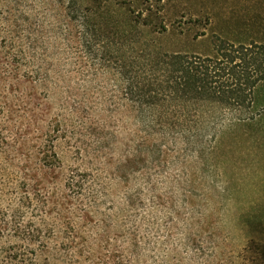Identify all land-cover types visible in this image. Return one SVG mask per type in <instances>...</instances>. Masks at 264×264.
<instances>
[{
    "label": "trees",
    "instance_id": "obj_1",
    "mask_svg": "<svg viewBox=\"0 0 264 264\" xmlns=\"http://www.w3.org/2000/svg\"><path fill=\"white\" fill-rule=\"evenodd\" d=\"M170 4L0 0V264H151L163 233L151 215L177 216L160 185L194 189L200 159L234 127L263 137V9L221 32L212 15ZM202 24L192 40L209 49L168 47ZM25 84L60 110L30 124L28 153ZM253 248L264 264V244ZM193 249L174 264H200Z\"/></svg>",
    "mask_w": 264,
    "mask_h": 264
},
{
    "label": "rangeland",
    "instance_id": "obj_2",
    "mask_svg": "<svg viewBox=\"0 0 264 264\" xmlns=\"http://www.w3.org/2000/svg\"><path fill=\"white\" fill-rule=\"evenodd\" d=\"M165 1L171 3L169 12L173 14L184 9L186 15L195 13L201 18L212 15L218 23L214 29L221 32L237 29L239 18L261 13V9L264 11V0ZM204 27V24L188 25L184 30L191 37L175 46L174 39L169 40L168 47L190 54L209 49L211 39L192 40V34L204 31ZM22 88L34 99L20 114L21 124L31 128L20 145L28 153L33 150L36 138V129L30 124H36L42 114L50 121L60 110L55 98L48 102L44 100L41 87L25 84ZM4 102L6 98L0 101ZM37 104H43L44 113L37 112ZM4 123L1 115L0 142L6 135ZM45 126L43 131L47 132L48 123ZM204 147L208 146L205 144ZM2 150L5 151L3 143ZM194 186L190 189L182 181L179 185L172 179L160 185L159 194L177 216L172 219L160 210L156 216L151 215L156 230L163 231L158 232L161 239L153 238L155 250L146 254L151 264H174L173 258H190L185 251H194L193 248L197 249L200 264H255L253 245L264 244V135L259 136L244 127H234L220 135L213 154L203 155L200 159ZM185 263L192 264L190 261Z\"/></svg>",
    "mask_w": 264,
    "mask_h": 264
}]
</instances>
